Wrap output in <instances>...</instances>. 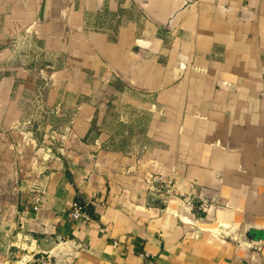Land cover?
<instances>
[{"label":"crops","instance_id":"obj_1","mask_svg":"<svg viewBox=\"0 0 264 264\" xmlns=\"http://www.w3.org/2000/svg\"><path fill=\"white\" fill-rule=\"evenodd\" d=\"M23 215L56 264H264V0H0V264Z\"/></svg>","mask_w":264,"mask_h":264},{"label":"built area","instance_id":"obj_2","mask_svg":"<svg viewBox=\"0 0 264 264\" xmlns=\"http://www.w3.org/2000/svg\"><path fill=\"white\" fill-rule=\"evenodd\" d=\"M155 183L159 185L161 189L170 191L172 188V181L161 176L153 179ZM40 198L36 199L34 211L38 210ZM19 220L16 229V238L12 242V248L16 251L19 264H56V249L51 252H39L36 249L38 240L29 233L26 229L24 215ZM71 217L74 221H90L91 215L88 212L86 206L80 202H74L71 209ZM264 242V240L259 241ZM117 246V242H114ZM63 246V243H59V247ZM58 249V248H57ZM145 257H150L149 253L145 254Z\"/></svg>","mask_w":264,"mask_h":264},{"label":"water","instance_id":"obj_3","mask_svg":"<svg viewBox=\"0 0 264 264\" xmlns=\"http://www.w3.org/2000/svg\"><path fill=\"white\" fill-rule=\"evenodd\" d=\"M250 239L253 241H262V240H264V237L250 236Z\"/></svg>","mask_w":264,"mask_h":264},{"label":"rangeland","instance_id":"obj_4","mask_svg":"<svg viewBox=\"0 0 264 264\" xmlns=\"http://www.w3.org/2000/svg\"><path fill=\"white\" fill-rule=\"evenodd\" d=\"M105 124H106V123H105ZM18 261H19V258H15L12 262L9 261V262H7L6 264H19Z\"/></svg>","mask_w":264,"mask_h":264}]
</instances>
